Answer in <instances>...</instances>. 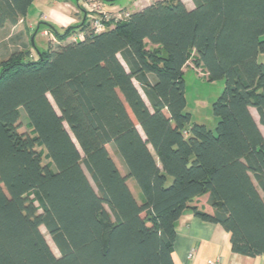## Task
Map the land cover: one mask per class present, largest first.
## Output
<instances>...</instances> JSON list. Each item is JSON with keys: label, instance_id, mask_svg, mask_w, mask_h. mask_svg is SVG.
<instances>
[{"label": "trees", "instance_id": "1", "mask_svg": "<svg viewBox=\"0 0 264 264\" xmlns=\"http://www.w3.org/2000/svg\"><path fill=\"white\" fill-rule=\"evenodd\" d=\"M191 1L150 0L101 33L87 17L63 33L47 25L48 52L32 42L37 60L24 44L0 62V264H174L186 212L220 225L233 253L264 256V135L251 113L264 128V0ZM34 2L0 0V28ZM193 52L210 82L225 80L215 131L185 112Z\"/></svg>", "mask_w": 264, "mask_h": 264}, {"label": "crops", "instance_id": "2", "mask_svg": "<svg viewBox=\"0 0 264 264\" xmlns=\"http://www.w3.org/2000/svg\"><path fill=\"white\" fill-rule=\"evenodd\" d=\"M85 1L89 0H35L29 15L19 24H25L26 33L36 35V40L39 35L41 43L43 39L48 43L57 41L55 31L47 25H51L57 32L63 33L69 27L82 23L86 17L90 23L91 15L87 14L83 8ZM101 1L110 11L120 8L133 9L136 2V0H132L130 7H124L119 4L118 0ZM77 6H80L82 10H79ZM187 7L193 8V6ZM33 43L38 48L36 41ZM31 51V58L37 60L38 55L34 50L31 49ZM183 71H185V67ZM252 110L255 109H251V113L254 115ZM230 238V234L220 225L204 222L191 212H186L176 227L172 255L174 264H210L211 262L217 264H264V256L250 258L233 253Z\"/></svg>", "mask_w": 264, "mask_h": 264}, {"label": "rangeland", "instance_id": "3", "mask_svg": "<svg viewBox=\"0 0 264 264\" xmlns=\"http://www.w3.org/2000/svg\"><path fill=\"white\" fill-rule=\"evenodd\" d=\"M93 1V0H90ZM103 2L101 0H98ZM136 0L133 7L144 6L148 2L147 0ZM187 6H193L191 0H183ZM87 2V1H85ZM119 4L124 7H130L132 0H118ZM84 6V4H83ZM84 8V7H83ZM128 10V9H127ZM92 18V15H91ZM25 24L20 23L17 26H5L4 28H0V62L6 60L13 52H20V50H25L22 48V45L28 46L30 48V44L33 41H36L38 48L43 52H48L49 43L43 39L42 43L37 36V40L35 35H28L25 31ZM34 34V33H33ZM32 36V38H31ZM73 37L68 39V42H72ZM57 41H52V43H56ZM35 51V49L32 48ZM158 47L152 46L151 44H146V51L147 53H154L156 54L158 51ZM36 52V51H35ZM37 54V53H36ZM120 61L128 70L125 62L123 61L122 57L119 56ZM197 55L195 52L192 53L190 60L188 61L185 71H184V80L186 85V102L187 107L185 112L191 115L192 123L205 125L208 129L215 131L217 118L214 117L212 113V107L215 102L219 99L221 94L225 88V80H217L214 82H210L208 80V74L202 67L196 65ZM259 62L264 63V55L259 57ZM136 87L138 88L139 92L143 96L144 100L146 101V97L138 84L137 81H134ZM147 102V101H146ZM253 116L257 124L259 125L262 134L264 135V128L259 123V117L257 115L256 110H252ZM19 131L21 133H25L28 135H33L32 128L29 125L27 120L26 113L23 109H20V120H19ZM141 132V131H140ZM110 156L114 160L115 164L117 165L120 172L123 174L125 173L126 167L124 166L123 162L121 161L120 157L116 154L113 147L109 145L107 147ZM44 164H49V160L44 157L43 158ZM55 169L54 166H52ZM85 169V168H84ZM86 171V169H85ZM89 176V174H88ZM128 186L131 189L132 193L135 195V198L139 201L142 200V193L140 189L137 187L136 182L133 179H130L128 182ZM33 198V196H32ZM37 205V204H36ZM41 212V210H40ZM41 232L43 233L45 239L47 240L48 244L50 245L54 254L59 257V252L57 248L54 246L52 239L50 238L49 234L47 233L44 227L40 228Z\"/></svg>", "mask_w": 264, "mask_h": 264}, {"label": "built area", "instance_id": "4", "mask_svg": "<svg viewBox=\"0 0 264 264\" xmlns=\"http://www.w3.org/2000/svg\"><path fill=\"white\" fill-rule=\"evenodd\" d=\"M150 0H147L149 2ZM84 10L87 14L92 15L90 20L91 29L95 33H101L107 29L109 23H119L126 21L131 16L130 10L118 9L116 11L108 10L104 2L98 0L84 2ZM138 7V6H137ZM72 40H84V34H76ZM210 264H217L211 262Z\"/></svg>", "mask_w": 264, "mask_h": 264}, {"label": "water", "instance_id": "5", "mask_svg": "<svg viewBox=\"0 0 264 264\" xmlns=\"http://www.w3.org/2000/svg\"><path fill=\"white\" fill-rule=\"evenodd\" d=\"M109 1V0H108Z\"/></svg>", "mask_w": 264, "mask_h": 264}]
</instances>
